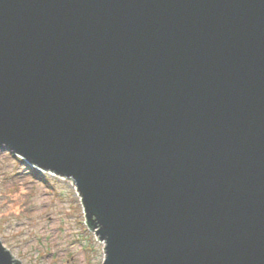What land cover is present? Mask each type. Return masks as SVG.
Segmentation results:
<instances>
[{"label": "water", "instance_id": "95a60500", "mask_svg": "<svg viewBox=\"0 0 264 264\" xmlns=\"http://www.w3.org/2000/svg\"><path fill=\"white\" fill-rule=\"evenodd\" d=\"M0 148L103 264H264V0H0Z\"/></svg>", "mask_w": 264, "mask_h": 264}, {"label": "rangeland", "instance_id": "374dc122", "mask_svg": "<svg viewBox=\"0 0 264 264\" xmlns=\"http://www.w3.org/2000/svg\"><path fill=\"white\" fill-rule=\"evenodd\" d=\"M79 197L71 181L26 168L0 148V239L21 264H102Z\"/></svg>", "mask_w": 264, "mask_h": 264}, {"label": "bare ground", "instance_id": "6f19581e", "mask_svg": "<svg viewBox=\"0 0 264 264\" xmlns=\"http://www.w3.org/2000/svg\"><path fill=\"white\" fill-rule=\"evenodd\" d=\"M18 163V162H17Z\"/></svg>", "mask_w": 264, "mask_h": 264}]
</instances>
